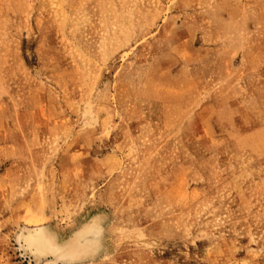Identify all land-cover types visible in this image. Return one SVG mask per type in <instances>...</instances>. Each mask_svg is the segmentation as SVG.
Here are the masks:
<instances>
[{
    "label": "rangeland",
    "instance_id": "obj_1",
    "mask_svg": "<svg viewBox=\"0 0 264 264\" xmlns=\"http://www.w3.org/2000/svg\"><path fill=\"white\" fill-rule=\"evenodd\" d=\"M49 262L264 264V0H0V264Z\"/></svg>",
    "mask_w": 264,
    "mask_h": 264
},
{
    "label": "bare ground",
    "instance_id": "obj_2",
    "mask_svg": "<svg viewBox=\"0 0 264 264\" xmlns=\"http://www.w3.org/2000/svg\"><path fill=\"white\" fill-rule=\"evenodd\" d=\"M101 229L98 218L94 217L89 222L82 225L75 233L73 232V236H71L68 241L61 243L57 237H55L56 235L53 236L47 228L43 226H39V228L25 227L20 235L23 243L20 244H24L26 248L23 249L31 252L37 261L41 257L45 258L46 256L54 257L52 262L57 259L60 261H63L62 259H64V261H73L96 253L98 248H100L99 239L101 235L99 236V234Z\"/></svg>",
    "mask_w": 264,
    "mask_h": 264
}]
</instances>
